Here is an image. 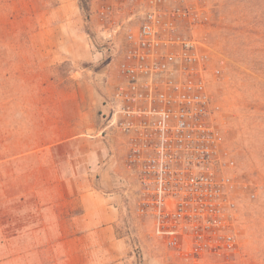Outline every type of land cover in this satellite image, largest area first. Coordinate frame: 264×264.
Segmentation results:
<instances>
[{
    "label": "rangeland",
    "instance_id": "374dc122",
    "mask_svg": "<svg viewBox=\"0 0 264 264\" xmlns=\"http://www.w3.org/2000/svg\"><path fill=\"white\" fill-rule=\"evenodd\" d=\"M199 1L206 11L197 36L210 59L209 89L240 171L256 196L239 206L237 254L186 261L154 238L151 225L134 219L125 205L123 139L106 121L116 64L110 51L99 48L89 0H0V139L11 141L15 133L20 142L19 162L5 168L20 171L22 199L34 170L28 156L31 128H36L39 148L46 130L52 134L47 139L56 142L81 127L79 143L53 149L54 184L84 164L112 171L116 219L100 245L82 237V225L76 223L81 207L68 199L74 195L53 187L52 204L59 205L53 216L63 215L69 225L68 264H264V0ZM45 108L52 121L47 127ZM95 138L103 149L92 144ZM95 151L99 156L93 159ZM43 168L44 161L37 162L38 175ZM37 204L38 218L43 217V201ZM21 214L33 211L22 209ZM28 240L0 241V264H43L44 257H22L34 246ZM58 244L53 242L54 250ZM78 252L84 256L77 257ZM49 264L60 261L54 257Z\"/></svg>",
    "mask_w": 264,
    "mask_h": 264
},
{
    "label": "built area",
    "instance_id": "2783aa9c",
    "mask_svg": "<svg viewBox=\"0 0 264 264\" xmlns=\"http://www.w3.org/2000/svg\"><path fill=\"white\" fill-rule=\"evenodd\" d=\"M115 62L107 128L123 139L125 205L186 261L237 254L254 198L220 122L199 0H89Z\"/></svg>",
    "mask_w": 264,
    "mask_h": 264
},
{
    "label": "crops",
    "instance_id": "0c3cea01",
    "mask_svg": "<svg viewBox=\"0 0 264 264\" xmlns=\"http://www.w3.org/2000/svg\"><path fill=\"white\" fill-rule=\"evenodd\" d=\"M44 122L47 127L51 124V117L48 108L44 109ZM69 121H66L67 123ZM81 129V127H80ZM80 129L74 136H70L64 140L53 141L47 139L50 134H45V142L43 146L38 148L36 144V128L30 129L29 133V150L28 156L34 163V170L28 173L29 191L25 198L22 199L21 193V174L20 171L15 172L10 168H5L9 163L19 162L20 158V142L15 139V133L11 141L6 142L5 137L0 139V176L3 181L0 182V241H21L24 236L29 238L28 241L34 242L32 250L29 254L22 257L40 258L44 257L43 264H49L52 259L58 258L60 264H68L69 250L66 249V242L69 238V225L63 215L54 217V208L59 205L52 204V196L54 194V185L60 188V193L74 195L68 198L69 201L78 202L81 207V213L76 216V223L82 225L79 227L82 237L92 242L93 245H100L104 240V233L111 232L114 227L112 221L116 219L113 213L112 205H116L110 190L112 189V178L110 169H104L98 166L89 167L84 164L80 172L71 173L66 177L60 178V184H54V154L53 149L56 145H64L71 142L81 140ZM17 138V137H16ZM92 144L99 148L104 146L97 138ZM42 145V144H40ZM7 151V153H6ZM97 151L94 152L93 159H96ZM99 154V153H98ZM87 160V158H86ZM44 161V168L38 175L37 162ZM65 161V160H63ZM70 158L68 159V162ZM88 162V161H87ZM86 162V163H87ZM11 178V180H10ZM105 188V189H104ZM26 201H29L26 205ZM43 201V205H39L40 209L45 210L43 217L38 218L37 208L38 202ZM9 203L10 205L6 204ZM31 203V204H30ZM22 209L32 210L33 215H22ZM58 242L57 250H54L53 242ZM9 255V251H7ZM76 253L77 257L84 256V253Z\"/></svg>",
    "mask_w": 264,
    "mask_h": 264
}]
</instances>
